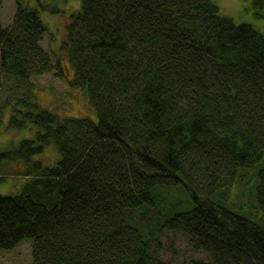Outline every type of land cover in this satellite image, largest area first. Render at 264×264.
<instances>
[{"label": "trees", "instance_id": "obj_1", "mask_svg": "<svg viewBox=\"0 0 264 264\" xmlns=\"http://www.w3.org/2000/svg\"><path fill=\"white\" fill-rule=\"evenodd\" d=\"M52 1L15 0L0 19V109L34 130L0 148V180L27 177L0 193V248L28 238L32 264H173L161 235L180 231L205 253L186 264H264V31L213 0H81L55 54ZM63 60L97 120L38 102L33 77ZM51 143L54 164L35 158Z\"/></svg>", "mask_w": 264, "mask_h": 264}, {"label": "rangeland", "instance_id": "obj_2", "mask_svg": "<svg viewBox=\"0 0 264 264\" xmlns=\"http://www.w3.org/2000/svg\"><path fill=\"white\" fill-rule=\"evenodd\" d=\"M213 1L219 6L221 14L232 17L237 23L247 22L264 31V15L261 14L264 13V6L255 5L254 0ZM52 2L57 3L64 11L61 13H55L49 9L40 11L42 20L48 26L43 45L47 50L61 54L60 46L66 33L70 13L80 9L81 0H55ZM15 11V0H3L0 19L4 25L12 22ZM63 59L65 58L63 57ZM62 65L55 70L33 77L38 102L43 106L52 108L59 115L89 117L97 120V112L89 102L86 91L82 87L71 85L68 80L73 78V69L71 68V71L67 69L69 66L67 60H63ZM8 87L5 82L0 87V104H3L9 95L7 94ZM0 111L3 112L0 123V148L17 144L20 139L34 134L32 126L22 129H14L8 126L7 123L11 114L10 104L4 106ZM59 157V149L54 143L47 145L42 152L35 156V158L42 159L46 164H54ZM20 165L22 166V164ZM26 181L27 177L22 173L11 174L5 180H0V193H14ZM161 242L163 244L162 256L173 264H186L191 258L205 257L204 252L194 251L188 237L183 232L166 231L161 235ZM0 264H32L31 241L25 238L11 249L0 248Z\"/></svg>", "mask_w": 264, "mask_h": 264}]
</instances>
